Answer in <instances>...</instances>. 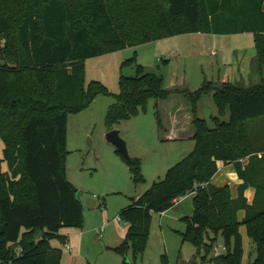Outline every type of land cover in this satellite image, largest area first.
I'll list each match as a JSON object with an SVG mask.
<instances>
[{"label": "trees", "instance_id": "trees-1", "mask_svg": "<svg viewBox=\"0 0 264 264\" xmlns=\"http://www.w3.org/2000/svg\"><path fill=\"white\" fill-rule=\"evenodd\" d=\"M198 32L253 33L260 83L243 88L205 80L196 91L166 88L163 76L147 72L136 57L124 62L136 63L137 72L121 75L120 92L105 115L108 130L155 99L158 126L169 138L173 119L164 118L162 104L178 94L191 117L177 138L192 136L195 148L120 210L128 228L115 250L125 255L132 248L142 255L153 215L193 194L194 212L183 218L182 241L194 243L204 261L243 264L244 225L257 255L247 264H264V0H0L1 264H60L61 250L50 240L61 238L62 227L84 222L78 188L65 165L68 115L85 110L98 95L112 94L99 81L86 83V60ZM210 93L220 113L214 127L197 114L200 96ZM227 109L230 120L224 121ZM219 161L236 166L242 183L235 197L229 185L212 181ZM128 163L135 181H144L139 159ZM250 187L251 203L245 195ZM240 210L246 212L242 221ZM220 234L225 252L215 255Z\"/></svg>", "mask_w": 264, "mask_h": 264}, {"label": "rangeland", "instance_id": "rangeland-1", "mask_svg": "<svg viewBox=\"0 0 264 264\" xmlns=\"http://www.w3.org/2000/svg\"><path fill=\"white\" fill-rule=\"evenodd\" d=\"M256 56L253 33L198 32L105 51L103 55L86 60V83L99 81L112 94L98 95L88 108L68 115L65 165L69 181L80 192L85 215L82 226L62 227L61 238L50 240V245L61 250L60 264H126V261L129 264H213L209 259L203 260V253H197L194 243L182 241V233L187 229L182 217L194 212L193 195L190 194L180 198L168 211L153 215L148 246L142 255L135 256L132 248L125 255L115 250L124 241L128 228L125 221L119 220L120 210L190 153L195 148V140L167 138L169 131L158 126L155 99H150L136 115L121 119L115 128L126 141L130 158L139 159L145 179L137 183L129 159L107 139L109 130L105 115L116 101L114 95L120 92L121 75L134 77L137 64L147 72L163 76L166 88L196 91L205 80L215 82L227 78H241L243 81L237 84L247 88L260 83L257 61L250 75ZM135 57L137 64H124ZM183 100L181 95L172 96L165 102L171 103L170 109L161 111L162 115L169 118L173 105ZM225 113L223 120L229 121V109ZM197 114L206 119L210 127L215 126L214 118L220 113L212 93L200 96ZM3 147L0 141V151ZM241 230L243 264H247L257 257L256 246L248 238L244 225ZM217 240L215 250L219 248L221 254L225 252L222 234Z\"/></svg>", "mask_w": 264, "mask_h": 264}, {"label": "crops", "instance_id": "crops-1", "mask_svg": "<svg viewBox=\"0 0 264 264\" xmlns=\"http://www.w3.org/2000/svg\"><path fill=\"white\" fill-rule=\"evenodd\" d=\"M257 61V56L254 57L253 59V62H252V66H251V73L250 75L252 74V69L255 65V62ZM254 64V65H253ZM221 82H239V81H243V79L239 78V79H235V80H230V79H223V80H219ZM171 102V101H170ZM171 103H168V104H162V109L165 111L166 107H168V105H170ZM171 117L173 119V124L171 126V129L173 130L171 132V135H170V138H177V135L179 130L181 127H184L183 125L185 123H187L189 120H190V114H189V111H188V106L185 102H182L180 101L179 104L176 106V105H173V107L171 108ZM179 137V136H178ZM187 137H190L192 138V136H185L183 139L187 138ZM247 163V160L244 161V164ZM218 166H219V169H218V172L217 174L214 176L213 178V183L216 185V186H223V185H229L230 188H231V192L233 193V196H237L238 195V186L240 183H242V180L240 179V177L238 176L237 174V171H236V166L235 164H226L224 161H219L218 162ZM245 195L249 201V203H251V201L253 200L254 198V195H255V191L252 187L248 188L245 190ZM140 195V194H139ZM190 195H193V194H190ZM136 197H139V196H136ZM194 197V195H193ZM180 200H178L176 203H178ZM164 213V212H162ZM245 210H240L238 212V219L240 221H242V219L245 217ZM184 217H187L186 216H183L182 218ZM245 229H246V226H244ZM240 232H241V235H242V239H243V232L240 228ZM246 234H247V229H246ZM244 241V239H243Z\"/></svg>", "mask_w": 264, "mask_h": 264}, {"label": "water", "instance_id": "water-1", "mask_svg": "<svg viewBox=\"0 0 264 264\" xmlns=\"http://www.w3.org/2000/svg\"><path fill=\"white\" fill-rule=\"evenodd\" d=\"M107 139L127 158H130L129 150L127 148L126 141L121 137V134L118 129L114 128L108 131ZM80 192H77V197H79ZM211 237H214V234H211ZM126 264H129V261H126Z\"/></svg>", "mask_w": 264, "mask_h": 264}, {"label": "built area", "instance_id": "built-area-1", "mask_svg": "<svg viewBox=\"0 0 264 264\" xmlns=\"http://www.w3.org/2000/svg\"><path fill=\"white\" fill-rule=\"evenodd\" d=\"M178 201V200H177ZM176 201V202H177ZM119 220H120V217H119ZM121 221V220H120ZM102 231V230H101ZM224 249H225V246H224ZM220 254V250H219V248H216V250H215V255H219ZM1 264V263H0Z\"/></svg>", "mask_w": 264, "mask_h": 264}]
</instances>
